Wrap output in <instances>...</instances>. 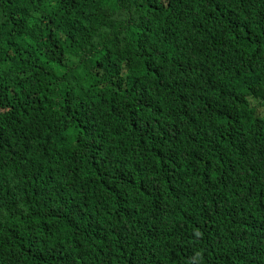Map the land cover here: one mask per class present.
Segmentation results:
<instances>
[{"label": "trees", "instance_id": "16d2710c", "mask_svg": "<svg viewBox=\"0 0 264 264\" xmlns=\"http://www.w3.org/2000/svg\"><path fill=\"white\" fill-rule=\"evenodd\" d=\"M0 264H264V0H0Z\"/></svg>", "mask_w": 264, "mask_h": 264}, {"label": "clouds", "instance_id": "9594fccd", "mask_svg": "<svg viewBox=\"0 0 264 264\" xmlns=\"http://www.w3.org/2000/svg\"><path fill=\"white\" fill-rule=\"evenodd\" d=\"M155 35H156V37H159V38L162 37V33L158 32V31L155 33Z\"/></svg>", "mask_w": 264, "mask_h": 264}]
</instances>
